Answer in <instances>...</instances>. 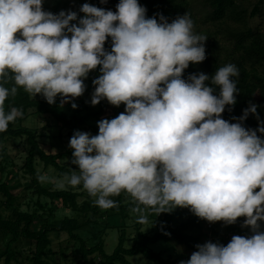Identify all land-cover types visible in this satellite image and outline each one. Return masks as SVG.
Instances as JSON below:
<instances>
[{
  "label": "clouds",
  "instance_id": "9594fccd",
  "mask_svg": "<svg viewBox=\"0 0 264 264\" xmlns=\"http://www.w3.org/2000/svg\"><path fill=\"white\" fill-rule=\"evenodd\" d=\"M44 2L0 0V133L24 117L6 107L20 88L75 109L97 69L91 105L106 99L125 111L97 121L98 134L74 130L76 167L62 177L38 172V181L82 186L101 210L118 207L113 198L126 193L140 224L149 223V210L157 217L178 207L210 223L244 217L251 235L196 244L179 264H264V119L251 101L235 122L222 115L237 103V65L185 78L190 64L206 59L208 39L187 12L169 22L163 13L148 17L139 0H119L115 11L86 2L59 13ZM250 114L257 128L245 126Z\"/></svg>",
  "mask_w": 264,
  "mask_h": 264
},
{
  "label": "trees",
  "instance_id": "16d2710c",
  "mask_svg": "<svg viewBox=\"0 0 264 264\" xmlns=\"http://www.w3.org/2000/svg\"><path fill=\"white\" fill-rule=\"evenodd\" d=\"M52 0H45L48 3ZM210 7L208 17L212 22H224L232 20L234 22H242L244 28L235 32L237 36V48L242 51L241 57L237 59L236 65L239 68L240 76L236 78L237 86L240 92L237 93V103L234 109L229 112L226 110L222 114L223 118L232 120L233 116L239 117L243 114V109L249 107V102L258 104L264 103V10L262 3L255 5L251 13L248 15L247 9L243 6L244 0H206ZM146 6L147 16L152 17L155 13H163L169 17V22L177 15L189 13L192 15L191 0H139ZM95 6L104 7L100 2ZM53 13H59L63 10L59 1L54 2V6L48 9ZM260 16L262 18L261 26L252 28L248 26V19ZM158 18V17H157ZM111 49V38L106 41L105 45ZM225 61L216 57L212 60V67L207 71L196 70L195 64H190L185 70V78L189 73L204 72L213 75L216 70L226 65ZM100 75L99 70L90 72L88 80V88L94 91L93 79ZM219 89H217L218 92ZM259 98V101L257 100ZM91 97H85L84 94L76 98L75 102L78 107L73 109L71 103L69 109L70 114L65 110V105L60 106V98H57L56 104L50 105L40 96L35 99L27 92L20 88L14 97H9L6 101V107H18L24 112V117L18 119L15 123H10L6 132L0 133V147L5 144L10 138L26 137L29 143L28 156L26 158V169L32 174V183L35 185L36 192L50 198L52 201L61 200L63 206L75 212L74 216H65L58 218L55 210L51 207L45 213L39 214L37 211L28 212L20 210L15 204L19 201L18 195L15 194L12 185L9 182L0 181V206L10 210L7 215L0 214V237L6 238L5 250H0V262L3 259V264H12L17 256V244L22 240L34 244V251L31 256L32 264H60L57 260H53L51 256L56 255V251L51 248L53 244L52 234H60L66 232L69 236L80 242L82 252V264L96 263L97 258L99 264H134L128 260V256L142 254L155 264H178L183 258L182 256L174 257L169 250L162 249L155 251L151 245L158 241L178 244L186 247L193 252L196 251V244H202L205 237L204 228L209 222L193 215L189 209L176 208L171 213H164L163 217L155 224L156 231L153 233L145 232L139 223L137 231L132 236L133 245L128 248L125 246L127 234L123 229L120 235L119 243L112 254L105 250V242L101 240L93 246H88L86 240L77 233L81 229L87 228L90 224L98 225L97 216L106 218L111 221L112 217L120 216L127 219L132 216V208L134 204L131 198L126 193H121L114 197L118 201V207L101 210L93 203V199L80 202L79 198L83 194L80 190L67 189L58 190L51 188V183L42 184L38 181L37 176L40 172L36 167V158H40L46 167L53 166L59 170L60 175L67 172H72L68 166L62 165L60 160L66 157H72L73 150H66L60 153H47L39 143L40 137L38 131L31 127L23 125L29 118L31 112L35 110L39 114L50 115L54 121L63 125L70 130V135L74 134V130L81 128L83 124L91 122V120L99 121L104 116H118L124 112L125 105L122 103L119 107L111 105L106 99L102 100L97 106H92L90 103ZM112 107V115L108 109ZM261 108L260 106L258 109ZM246 127L257 128L258 121L255 120V115L250 114L244 122ZM258 135H260L258 133ZM77 188H82L78 186ZM91 197V196H90ZM45 207L44 205H41ZM44 209V208H43ZM84 216V221L80 217ZM187 216V217H186ZM244 217H240L237 223H242ZM38 220V221H37ZM40 224L39 228H34L35 223ZM108 227H111L109 224ZM226 239H229L226 238ZM0 239V244H1ZM185 258V257H184Z\"/></svg>",
  "mask_w": 264,
  "mask_h": 264
},
{
  "label": "rangeland",
  "instance_id": "374dc122",
  "mask_svg": "<svg viewBox=\"0 0 264 264\" xmlns=\"http://www.w3.org/2000/svg\"><path fill=\"white\" fill-rule=\"evenodd\" d=\"M56 0L49 1L48 3L44 2V9L48 10L50 7L54 6ZM60 2L63 10L72 9L79 12V8L83 3H91L95 5L97 2L101 3V0H57ZM262 3V8L264 10V0H244L243 6L247 9L248 15L251 13L255 5ZM119 3V0H107L106 4H102L106 8H110L113 11L116 10V5ZM191 12L192 19L195 23V31L198 34H203L208 36L207 41L205 42L206 46V59L203 62L195 64L196 70L207 71L212 67V60L216 57H219L221 60L226 63H234L236 65L237 59L241 57L242 51L237 48V33L238 30L244 28L242 22H234L232 20H226L224 22H212L208 13L210 7L207 4L206 0H191ZM82 16L83 13H80ZM248 26L252 28H257L261 26L262 18L256 16L254 18H249ZM86 85L88 86V80H85ZM92 91L87 87L84 96L91 97ZM36 97H39L37 94ZM259 101V98H257ZM258 105L261 107L257 109L262 119H264V103ZM69 104L65 105V110L68 114L72 110L69 109ZM93 106V105H92ZM97 105H95L96 107ZM125 111V109H124ZM31 115L23 123V125L36 129L40 135L38 138L40 146L47 153H60L65 152L66 150H72L68 147L70 138V130L66 127H63L62 124L57 123L50 115L39 114L35 110H29ZM108 112L112 113V107L108 109ZM112 115V114H111ZM116 116L106 115L103 118H114ZM102 118V119H103ZM257 121V119L255 118ZM82 131H89L93 135L98 134V124L97 121L91 120L83 124L81 128H77ZM76 129V130H77ZM29 143L27 142L26 137L21 138H10L5 144L0 147V181L9 182L12 185V188L15 194L18 195L19 201L15 204L20 210L35 212L39 214L49 212L48 210L52 207L55 210V213L58 218H63L67 215L74 216L75 212L71 209L63 206L61 200L52 201L50 198L41 196L36 192L35 185L32 183V174H30L25 166L26 158L28 156ZM71 157H66L60 160L62 165L68 166L72 171V167L75 165H70ZM72 166V167H71ZM36 167L40 172H48L50 175L56 177H62L59 170L53 166L46 167L44 162L40 158H36ZM71 174L70 172H67ZM78 187V186H77ZM73 188L69 186L67 189L80 190L83 194L80 196L79 201L82 203L85 200L94 199L83 188ZM51 188L57 189L52 183ZM0 200H4V197L1 196ZM44 205L45 207H42ZM44 208V209H43ZM188 209V208H186ZM10 213V210L0 206V214L7 215ZM154 213L150 210L148 211V224H144L142 230L145 232L151 233L156 231L154 225L151 226L156 218V213H154V219L150 220V215ZM192 213V212H191ZM193 214V213H192ZM195 215V214H193ZM187 217V216H186ZM86 217L81 216L80 220L84 221ZM99 220L98 225L90 224L87 228L79 230V233L85 240L88 246H93L99 243L101 240L105 242V250L107 253L112 254L116 249L120 235L125 230L127 234V241L125 246L130 248L133 245L132 236L137 231L139 223L137 222V214L133 213L131 217L123 219L120 216L112 217L111 221H107L106 218L102 216H97ZM38 221V220H37ZM111 227H108V225ZM209 224V223H208ZM206 224L204 228L205 238L202 243L206 241L220 242L224 245H227L230 242L232 236L234 235H251L249 227H243L242 223H235L231 225H225L222 221L212 223V228L208 227ZM151 226V227H150ZM34 228H39L40 224L38 222L33 226ZM149 227V228H148ZM152 232V233H153ZM53 244L51 248L56 251V255L51 256L53 260H57L60 264H82V252L80 249V242L71 238L68 233L63 232L60 234H52ZM229 239H226L228 238ZM1 244L0 250H5L6 248V238L0 237ZM16 247L18 250V256L12 264H32L31 256L34 251V244L28 243L22 240ZM155 251H160L167 248H175L178 254L182 256V260H187L190 258L193 253L192 250L187 249L186 247L178 244L167 243L164 241H158L157 243L151 245ZM186 259H185V258ZM134 264H155L152 260L148 259L142 254L128 256ZM98 259L92 264H99ZM4 260L2 259L0 264H3ZM179 264V263H178Z\"/></svg>",
  "mask_w": 264,
  "mask_h": 264
},
{
  "label": "crops",
  "instance_id": "0c3cea01",
  "mask_svg": "<svg viewBox=\"0 0 264 264\" xmlns=\"http://www.w3.org/2000/svg\"><path fill=\"white\" fill-rule=\"evenodd\" d=\"M163 215H164V213H161L160 215H159V217L156 219L155 217H154V213H152L151 215H150V220H152V219H156V221H154L155 222V224L156 223H158L159 221H160V219L163 217ZM155 224H154V228H156L155 227ZM143 225L144 224H141V226H142V228H143ZM153 232V231H152ZM151 232V233H152ZM155 232V231H154ZM205 238V237H204ZM204 240V239H203ZM203 242V241H202ZM166 250H169V252L171 253H173V255H174V257L176 258V256H180V254H178V252H177V250H175V248H167ZM186 259V258H185Z\"/></svg>",
  "mask_w": 264,
  "mask_h": 264
},
{
  "label": "built area",
  "instance_id": "2783aa9c",
  "mask_svg": "<svg viewBox=\"0 0 264 264\" xmlns=\"http://www.w3.org/2000/svg\"><path fill=\"white\" fill-rule=\"evenodd\" d=\"M213 224L209 222L208 227L212 228Z\"/></svg>",
  "mask_w": 264,
  "mask_h": 264
}]
</instances>
